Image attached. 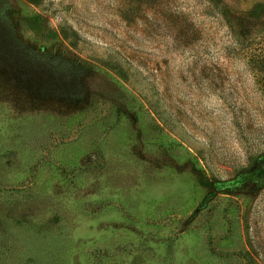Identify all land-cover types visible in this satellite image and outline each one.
Masks as SVG:
<instances>
[{"label": "rangeland", "instance_id": "1", "mask_svg": "<svg viewBox=\"0 0 264 264\" xmlns=\"http://www.w3.org/2000/svg\"><path fill=\"white\" fill-rule=\"evenodd\" d=\"M263 163L264 0H0V264H264Z\"/></svg>", "mask_w": 264, "mask_h": 264}, {"label": "trees", "instance_id": "2", "mask_svg": "<svg viewBox=\"0 0 264 264\" xmlns=\"http://www.w3.org/2000/svg\"><path fill=\"white\" fill-rule=\"evenodd\" d=\"M39 17H31L29 20V27L36 30V32H41L40 29H43L44 26L41 25V22L38 19ZM264 169V163L263 165L260 167V171Z\"/></svg>", "mask_w": 264, "mask_h": 264}]
</instances>
